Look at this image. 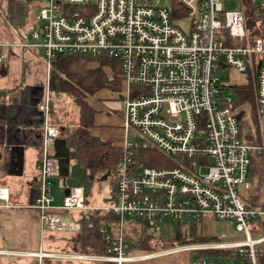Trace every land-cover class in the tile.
<instances>
[{"label":"built area","instance_id":"1","mask_svg":"<svg viewBox=\"0 0 264 264\" xmlns=\"http://www.w3.org/2000/svg\"><path fill=\"white\" fill-rule=\"evenodd\" d=\"M29 1L36 5L37 30L31 42H0V65L7 49H40L47 77L56 57L104 59L118 69L122 92L116 99L123 116L122 141L116 144L122 154L112 172L114 205L85 204L79 187L69 188L56 204L54 144L63 132L50 122L46 84L37 106L42 116L38 185L29 205L38 213L40 232H78L75 213L89 228L95 212H112L118 224L108 255H32L39 263L60 256L122 264L134 259L125 253L128 219L170 232L175 224L186 227L210 218L231 225L241 239L155 254L193 251L190 264H258V246L264 243V0H250L260 16L255 28L262 36L256 38L248 31L243 0L238 11L223 10L220 0H178L183 16L171 7L172 0L168 6L149 0ZM230 70L246 75L250 103L238 104L232 85H239L230 83ZM147 149L161 153L163 167L139 159V151ZM255 157L261 172L254 169ZM14 206L8 189L0 186V208ZM207 250L224 254L219 260L198 254ZM0 255L31 254L0 250Z\"/></svg>","mask_w":264,"mask_h":264},{"label":"trees","instance_id":"2","mask_svg":"<svg viewBox=\"0 0 264 264\" xmlns=\"http://www.w3.org/2000/svg\"><path fill=\"white\" fill-rule=\"evenodd\" d=\"M243 2L248 9L246 18L251 38L262 36L258 29L255 28V23L258 22L257 19L260 16L252 7L250 0H243ZM171 7L178 9V0H172ZM29 10V0H8L6 13L8 24L15 29L24 27L30 21L27 18ZM177 11H180L182 16L185 14L181 9ZM263 28L264 22H262V29L260 30L263 31ZM90 60L76 55H64L54 58L48 72L46 84L50 94L68 96L77 108L75 121L72 119L64 125L65 133L62 139H64L65 146L68 149L69 158L83 168L90 184L107 179L112 187L114 180L112 172L117 167L122 151L117 146L91 134V129L95 126V110L87 102V99L93 98L100 89L109 85L111 81L101 68L107 62L104 59L94 60L98 63V66L88 67L87 61ZM80 70L83 72H80ZM232 87L237 90L238 104L251 102L252 92L249 81L246 85H232ZM52 111V106H50V112L52 113ZM72 111L74 110L72 109ZM242 115L243 112L240 111L239 116L241 117ZM50 122L58 125V122L52 118ZM59 126L61 127V124ZM139 159L146 165L153 167H163V160H166L155 149L139 151ZM252 163L254 169L261 172L262 167L259 157H255ZM173 166L175 167V165ZM89 196V193L85 194L84 203L87 205H91L87 199ZM74 217L80 224V230L71 233L67 239L66 246L68 248H64V250L69 249L72 254L76 255H108L107 249L111 241H113L118 217L110 211L105 213L95 212L90 214V223L92 225L90 228L82 218L81 213H75ZM200 227L201 223H192L186 227L175 224L169 232L161 228L150 229L138 221L128 219L125 229L127 243L125 253L126 255H131L138 251H144L143 254H150L184 245L220 243L217 236H202ZM148 230H153V232L148 233ZM198 254L219 260L224 252L207 250ZM230 256L234 260L238 258L236 254H231ZM257 261L258 264H264V252L260 248L257 250ZM98 263L116 264L114 262Z\"/></svg>","mask_w":264,"mask_h":264},{"label":"crops","instance_id":"3","mask_svg":"<svg viewBox=\"0 0 264 264\" xmlns=\"http://www.w3.org/2000/svg\"><path fill=\"white\" fill-rule=\"evenodd\" d=\"M5 42L15 43L17 41L11 39V41L6 40ZM30 51L7 49L5 51L6 60L0 65V186L8 189L9 202L15 205L14 208H0V250L31 255H0V264H42V261L43 264H49L56 259L62 260L64 264H69L71 261L80 260L56 256L45 257L39 263V259L32 255L38 251L54 255L72 254L55 253L44 248L45 234L47 235L46 239L52 240L51 232L53 231L40 232L38 213L29 206L38 185L42 116L37 106L42 99L47 82L46 67L44 69V65L41 66L34 59V51L31 49ZM41 54L43 53L41 52ZM89 105L95 108V126L91 129V134L116 146L122 141L123 116L120 109L116 110L120 117L117 119L109 113L99 114L96 109L100 110V108L95 107L94 104ZM51 106L53 110L51 118L55 120L53 117L55 108L52 101ZM59 117L62 118H60L63 132L60 139H62L65 133L64 122L70 120H65L60 115ZM65 118L68 117L65 115ZM112 127H116V129H112ZM90 203L93 205L92 202ZM13 210L19 211L15 213ZM234 234L236 233L234 232ZM237 235L241 237L239 234ZM67 239L63 248H68L66 246ZM155 253L157 252L150 254L135 252L127 255L134 259L122 264H190L195 258H191L189 252L183 251L168 252L165 255H156ZM146 255L150 256L140 257ZM1 258L5 259L4 263Z\"/></svg>","mask_w":264,"mask_h":264},{"label":"rangeland","instance_id":"4","mask_svg":"<svg viewBox=\"0 0 264 264\" xmlns=\"http://www.w3.org/2000/svg\"><path fill=\"white\" fill-rule=\"evenodd\" d=\"M152 4L157 5H169L170 0H149ZM221 7L225 11H238L240 9V0H220ZM8 8V0H0V42H5L6 40L11 41H20L21 39L27 42H31L30 34L33 30H37V19L34 14V10L36 5L34 2L30 1V10L28 11V19L30 21L22 28L15 29L14 27L8 24L6 13ZM28 52L30 48H26ZM34 51L33 56L42 66L44 65L45 69V58L43 54H41L40 49H31ZM89 66H98V63L94 60L87 61ZM86 64V66H87ZM102 71L107 75L108 79L111 81L109 85L100 89L93 98L87 99L89 104H94L100 110L96 109V112L99 114H112L115 118L120 119L119 115H117L118 109L121 111V107L119 101L116 99L117 96L122 92L121 82L117 78L118 69L117 67H109L108 64L101 66ZM111 69V70H110ZM82 70H80L81 72ZM83 72V71H82ZM229 81L231 84L237 85H246L248 83L247 77L243 73H239L236 70H230L229 73ZM45 88V87H44ZM51 101L52 105L55 108L54 119L58 122V125L61 123L62 116L65 120H72L76 118L75 113H77V108L73 105L71 99L66 95L55 96L51 93ZM92 101V102H91ZM91 102V103H90ZM71 108V110H70ZM72 109L74 111H72ZM95 109V108H94ZM69 112V113H68ZM62 113V115H61ZM59 114V115H58ZM65 115L68 118H65ZM61 118V119H60ZM67 122H64V124ZM112 129H116V127H112ZM69 175L67 177H55L52 179V196L55 199V203L59 204L61 196L63 194L64 189L79 187L82 188L84 194L89 193V197L87 199L93 203L94 206H105L111 208L114 205V202L111 197V185L109 180L103 181H95L92 184L87 180L85 172L83 168L77 165V163L69 158ZM15 213L19 210H13ZM201 235L212 237L217 236L220 242H229L233 240L241 239L237 234H234L233 227L227 223L221 221H213L210 218H205L201 223ZM153 230H148V233H152ZM53 235L52 240L46 239L47 235L44 236V248L55 252V253H67L72 254L69 249L64 250L63 245L65 240L71 235L69 232H60L53 231L51 232ZM264 235V231L262 233ZM50 241V242H49ZM258 248L264 250V243L259 245ZM46 251V250H45ZM137 253L142 254L144 251H138ZM165 255V254H164ZM190 257L195 256V252H189ZM1 258L2 262H5V259ZM49 264H64L62 260H54ZM69 264H99L96 261L91 260H80V261H71Z\"/></svg>","mask_w":264,"mask_h":264},{"label":"water","instance_id":"5","mask_svg":"<svg viewBox=\"0 0 264 264\" xmlns=\"http://www.w3.org/2000/svg\"><path fill=\"white\" fill-rule=\"evenodd\" d=\"M55 155L58 158L59 177H67L69 175V152L65 146L64 139L56 140L54 144ZM69 188L64 189L63 195H67Z\"/></svg>","mask_w":264,"mask_h":264}]
</instances>
